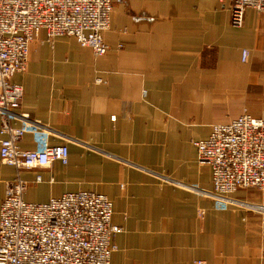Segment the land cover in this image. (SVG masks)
I'll return each instance as SVG.
<instances>
[{
    "label": "crops",
    "instance_id": "obj_1",
    "mask_svg": "<svg viewBox=\"0 0 264 264\" xmlns=\"http://www.w3.org/2000/svg\"><path fill=\"white\" fill-rule=\"evenodd\" d=\"M228 5L114 0L101 56L40 33L11 78L27 114L19 146L65 144L68 161L28 170L0 161V204L17 175L29 202L105 195L121 228L110 264H264V214L246 206L264 205V192L205 195L210 171L192 145L243 113L264 120V13L247 9L233 26Z\"/></svg>",
    "mask_w": 264,
    "mask_h": 264
},
{
    "label": "built area",
    "instance_id": "obj_2",
    "mask_svg": "<svg viewBox=\"0 0 264 264\" xmlns=\"http://www.w3.org/2000/svg\"><path fill=\"white\" fill-rule=\"evenodd\" d=\"M114 0H0V161L19 170L53 161L66 164L65 144L23 149L18 121L21 85L11 78L27 69L30 43L44 33L47 43L73 37L95 56L108 50L102 33L109 27ZM230 23L240 26L247 9L264 13V0H228ZM248 56L242 50L241 59ZM197 161L209 168L211 197L229 200L236 190L264 192V120L243 113L214 124L207 138L192 143ZM41 176L37 174L35 181ZM27 182L17 175L6 184L0 204V264H110L121 228L112 224V202L91 191L65 192L42 202L24 199ZM228 198V199H227ZM203 214L202 211L199 212ZM195 264H203L198 261Z\"/></svg>",
    "mask_w": 264,
    "mask_h": 264
},
{
    "label": "rangeland",
    "instance_id": "obj_3",
    "mask_svg": "<svg viewBox=\"0 0 264 264\" xmlns=\"http://www.w3.org/2000/svg\"><path fill=\"white\" fill-rule=\"evenodd\" d=\"M246 206L250 207V208H254L255 210L259 211L260 213L264 214V205H252V204H247ZM198 261H201V260H198ZM196 261V263L198 262ZM204 264V262H203Z\"/></svg>",
    "mask_w": 264,
    "mask_h": 264
}]
</instances>
